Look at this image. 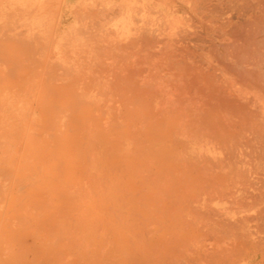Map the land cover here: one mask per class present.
I'll list each match as a JSON object with an SVG mask.
<instances>
[{
    "label": "rangeland",
    "instance_id": "rangeland-1",
    "mask_svg": "<svg viewBox=\"0 0 264 264\" xmlns=\"http://www.w3.org/2000/svg\"><path fill=\"white\" fill-rule=\"evenodd\" d=\"M162 1L0 0V264H223L242 182L162 131Z\"/></svg>",
    "mask_w": 264,
    "mask_h": 264
},
{
    "label": "bare ground",
    "instance_id": "bare-ground-1",
    "mask_svg": "<svg viewBox=\"0 0 264 264\" xmlns=\"http://www.w3.org/2000/svg\"><path fill=\"white\" fill-rule=\"evenodd\" d=\"M171 4L178 17L170 22L177 23V32L174 24H166V31L169 26L176 32L175 36L167 31L175 36H171L175 53L166 61L168 66L174 64L170 67L175 73L170 75L164 63L162 68L167 67L163 73L174 78V97L170 95L173 100L167 102V94V100H161L163 106L168 104L161 105L162 131L169 140L182 134L196 136V145L224 152L220 160L225 177L230 184L237 173L242 202L235 221L239 233L230 232L231 240L227 237L230 244L223 264H264V0H173ZM168 78L163 82L168 83Z\"/></svg>",
    "mask_w": 264,
    "mask_h": 264
}]
</instances>
